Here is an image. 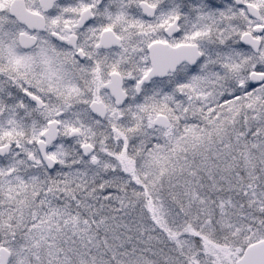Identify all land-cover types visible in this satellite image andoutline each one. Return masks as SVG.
<instances>
[{
    "label": "snow or ice",
    "instance_id": "6c2138e0",
    "mask_svg": "<svg viewBox=\"0 0 264 264\" xmlns=\"http://www.w3.org/2000/svg\"><path fill=\"white\" fill-rule=\"evenodd\" d=\"M0 264H264V0H0Z\"/></svg>",
    "mask_w": 264,
    "mask_h": 264
}]
</instances>
